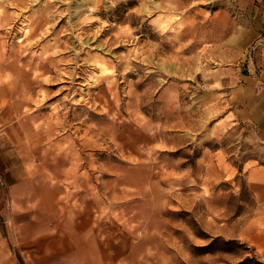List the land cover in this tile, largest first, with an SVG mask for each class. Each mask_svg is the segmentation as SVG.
<instances>
[{
	"label": "rangeland",
	"instance_id": "374dc122",
	"mask_svg": "<svg viewBox=\"0 0 264 264\" xmlns=\"http://www.w3.org/2000/svg\"><path fill=\"white\" fill-rule=\"evenodd\" d=\"M204 6L0 0L15 251L58 232L85 264H264V136L235 117L221 79L238 58L198 28Z\"/></svg>",
	"mask_w": 264,
	"mask_h": 264
},
{
	"label": "crops",
	"instance_id": "0c3cea01",
	"mask_svg": "<svg viewBox=\"0 0 264 264\" xmlns=\"http://www.w3.org/2000/svg\"><path fill=\"white\" fill-rule=\"evenodd\" d=\"M204 1L203 24L198 28H212L213 32L225 34L222 39L230 47L223 55L238 58L233 66L225 68V76L221 79L228 101L234 105L235 117L258 124L264 136V0ZM6 231L4 220L0 218V264L86 262L78 258L76 249L67 247L69 237L58 232L43 235L35 240L31 249L22 248L18 252L12 248ZM62 241L65 247H62Z\"/></svg>",
	"mask_w": 264,
	"mask_h": 264
},
{
	"label": "built area",
	"instance_id": "2783aa9c",
	"mask_svg": "<svg viewBox=\"0 0 264 264\" xmlns=\"http://www.w3.org/2000/svg\"><path fill=\"white\" fill-rule=\"evenodd\" d=\"M6 188H7V184L3 180V178L0 176V190H1L2 194L4 195V197H6V195H7Z\"/></svg>",
	"mask_w": 264,
	"mask_h": 264
}]
</instances>
